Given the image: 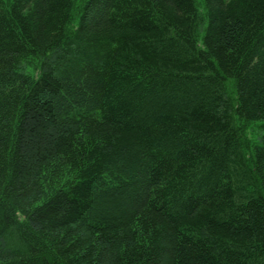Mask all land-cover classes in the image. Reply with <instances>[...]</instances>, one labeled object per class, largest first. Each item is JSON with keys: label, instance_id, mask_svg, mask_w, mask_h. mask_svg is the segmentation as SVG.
<instances>
[{"label": "trees", "instance_id": "1", "mask_svg": "<svg viewBox=\"0 0 264 264\" xmlns=\"http://www.w3.org/2000/svg\"><path fill=\"white\" fill-rule=\"evenodd\" d=\"M201 5L0 0V264H264V0Z\"/></svg>", "mask_w": 264, "mask_h": 264}, {"label": "rangeland", "instance_id": "2", "mask_svg": "<svg viewBox=\"0 0 264 264\" xmlns=\"http://www.w3.org/2000/svg\"><path fill=\"white\" fill-rule=\"evenodd\" d=\"M76 3H77V5H79L80 1H78ZM197 6H198L199 14L202 16L204 11H203V8H202V5H201V0H197ZM73 18L75 19L76 16H74ZM260 133H261L260 130L258 129V127L255 124H252V125L248 126L247 129L245 130V133H244L245 137H246V140H247V143H253L256 140H258V138L260 136Z\"/></svg>", "mask_w": 264, "mask_h": 264}]
</instances>
